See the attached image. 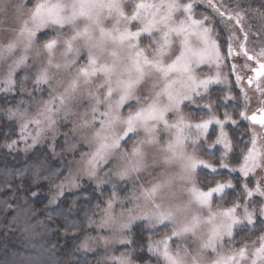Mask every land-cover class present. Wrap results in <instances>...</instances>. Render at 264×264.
<instances>
[{
  "label": "clouds",
  "instance_id": "obj_1",
  "mask_svg": "<svg viewBox=\"0 0 264 264\" xmlns=\"http://www.w3.org/2000/svg\"><path fill=\"white\" fill-rule=\"evenodd\" d=\"M0 264H264V0H0Z\"/></svg>",
  "mask_w": 264,
  "mask_h": 264
}]
</instances>
